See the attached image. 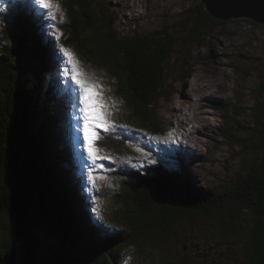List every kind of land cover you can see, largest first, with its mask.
I'll use <instances>...</instances> for the list:
<instances>
[{
	"label": "trees",
	"instance_id": "obj_1",
	"mask_svg": "<svg viewBox=\"0 0 264 264\" xmlns=\"http://www.w3.org/2000/svg\"><path fill=\"white\" fill-rule=\"evenodd\" d=\"M70 3H78L81 13H70L73 41L118 75L134 115L153 135L164 136L166 127L152 106L161 95L173 38L162 32L122 38L113 28L115 17L98 0ZM11 7L15 12L10 13L0 39V259L8 256L14 264H120L127 250L139 246L154 230H161L160 240L168 242L167 228L181 221L214 227L213 211L226 206L230 207L227 226L219 231L228 227L236 235L242 215H249L244 264H264V157L242 182L220 193L192 188L174 160L125 167L120 174L128 206L135 214L131 229L110 231L99 226L78 180L83 169L75 160L77 123L68 119L77 96L69 90L74 89L70 80L62 79V86L59 83L53 33L34 16L29 1H17ZM201 16L189 32L191 42L200 43L224 25L206 13ZM258 89L264 98V83ZM254 109L264 119V100ZM257 125L263 127L264 138L263 120L257 118ZM220 131L230 137L226 129ZM22 180L33 183L35 196L25 224L16 229L9 217V196L12 185ZM41 235L59 240L60 246L49 256L40 251ZM164 264L191 263L181 257Z\"/></svg>",
	"mask_w": 264,
	"mask_h": 264
},
{
	"label": "rangeland",
	"instance_id": "obj_2",
	"mask_svg": "<svg viewBox=\"0 0 264 264\" xmlns=\"http://www.w3.org/2000/svg\"><path fill=\"white\" fill-rule=\"evenodd\" d=\"M16 1H29L34 16L53 33L60 85H64L62 79L66 78L74 87L69 90L76 93L71 66L62 52L69 49L85 76L103 90L110 115L107 128L95 130L99 138L92 147L98 156L94 164L85 150L78 99L68 118L77 123L75 160L80 161L78 167L83 169L78 180L86 189L90 215L100 227L110 231L131 229L135 214L128 206L120 174L125 167L174 160L192 188L220 193L242 182L264 157L263 127L257 125V118L263 123L264 119L254 109L264 100L258 89L264 83V26L250 20H229L208 38L195 43L188 36L191 28L202 20L201 13H205L203 7L199 9L201 0H98L105 12L115 17L113 28L118 36L150 37L162 32L175 42L164 64L161 95L152 106L166 127L164 136H159L153 135L134 115L118 75L97 62L87 47L73 41L70 13L75 10L81 14L78 3L71 5L70 0H60L57 10L43 8L35 0H0V39L11 20L10 13L15 12L11 6ZM36 10L41 11L40 15ZM50 11L57 14L56 20L51 18ZM221 129H226L230 137L224 136ZM89 175L95 178L94 185ZM164 207L157 206L155 211ZM229 211L226 206L213 211L214 227L207 222L189 221L170 225L168 242L160 240L161 230H154L140 240L139 246L128 249L120 264H164L181 257L191 264H244L249 215H242L233 235L228 227L219 231L227 226ZM261 225L264 228V218ZM47 236H40V251L49 256L60 244ZM152 239L160 241L155 243Z\"/></svg>",
	"mask_w": 264,
	"mask_h": 264
},
{
	"label": "water",
	"instance_id": "obj_3",
	"mask_svg": "<svg viewBox=\"0 0 264 264\" xmlns=\"http://www.w3.org/2000/svg\"><path fill=\"white\" fill-rule=\"evenodd\" d=\"M204 12L220 22L229 20H250L264 26V0H201ZM33 183L22 180L14 183L9 196V217L16 229H21L34 202ZM0 264H14L8 256L0 259Z\"/></svg>",
	"mask_w": 264,
	"mask_h": 264
},
{
	"label": "snow or ice",
	"instance_id": "obj_4",
	"mask_svg": "<svg viewBox=\"0 0 264 264\" xmlns=\"http://www.w3.org/2000/svg\"><path fill=\"white\" fill-rule=\"evenodd\" d=\"M35 3L43 8L52 9L60 8V0H35ZM50 16L53 20L57 19V14L50 11ZM60 19L63 20L61 12ZM64 56L67 58V63L71 66V80L76 86V95L78 103L81 106L83 132L85 140V150L88 152V159L94 164L98 159L97 154L92 151L93 144L97 136L96 129L107 128L108 126V105L105 102L103 90L101 86L90 81L79 67V61L75 59L74 54L69 49H62ZM90 182L95 184V178L88 176Z\"/></svg>",
	"mask_w": 264,
	"mask_h": 264
},
{
	"label": "bare ground",
	"instance_id": "obj_5",
	"mask_svg": "<svg viewBox=\"0 0 264 264\" xmlns=\"http://www.w3.org/2000/svg\"><path fill=\"white\" fill-rule=\"evenodd\" d=\"M17 2V1H16ZM86 192V191H85Z\"/></svg>",
	"mask_w": 264,
	"mask_h": 264
}]
</instances>
